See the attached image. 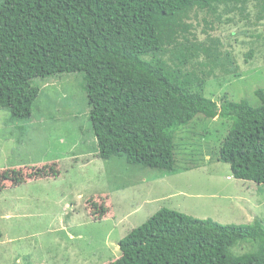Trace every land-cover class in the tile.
<instances>
[{
    "label": "trees",
    "instance_id": "obj_1",
    "mask_svg": "<svg viewBox=\"0 0 264 264\" xmlns=\"http://www.w3.org/2000/svg\"><path fill=\"white\" fill-rule=\"evenodd\" d=\"M251 1L3 0L0 109L29 120L42 92L36 81L82 74L99 159L178 173L174 135L201 115L231 122L217 161L228 164L237 180L264 184V91L255 92L257 108L191 92L216 71L239 70L218 41L197 42L191 17L204 13L218 20L243 13ZM255 9L262 20L264 1ZM189 64L203 67L200 77L181 72ZM45 169L26 175L7 170L0 187L58 175L53 166ZM90 203L91 217L102 220L108 208ZM239 243L254 249L236 256L232 249ZM118 246L121 256L109 264H264V224L220 225L163 208Z\"/></svg>",
    "mask_w": 264,
    "mask_h": 264
},
{
    "label": "rangeland",
    "instance_id": "obj_2",
    "mask_svg": "<svg viewBox=\"0 0 264 264\" xmlns=\"http://www.w3.org/2000/svg\"><path fill=\"white\" fill-rule=\"evenodd\" d=\"M261 1L218 20L204 13L191 17L197 42L218 41L219 51L234 57L239 69L238 75L216 71L192 93L217 103L226 96L260 106L255 92L264 91V18L256 19L255 6ZM170 59L164 57L174 66ZM202 69L189 64L181 72L200 77ZM35 83L42 92L29 120L0 109V138H8L0 175L44 168L49 173L52 166L58 175L0 187V264H109L121 256L119 242L163 208L220 225L251 224L252 219L264 224V184L237 180L228 164L217 161L231 122L198 115L176 131L179 170L169 175L123 159L98 158L82 74ZM91 201L108 208L102 220L91 217ZM7 212L16 219H6ZM253 249L239 243L232 253Z\"/></svg>",
    "mask_w": 264,
    "mask_h": 264
},
{
    "label": "crops",
    "instance_id": "obj_3",
    "mask_svg": "<svg viewBox=\"0 0 264 264\" xmlns=\"http://www.w3.org/2000/svg\"><path fill=\"white\" fill-rule=\"evenodd\" d=\"M8 140V138H6L5 137V139H1L0 138V154L1 153H3V148L5 147V142ZM11 149V148H10ZM18 168V167H17ZM16 217L17 216H15L14 214H12V213H6V216H5V218L6 219H9V220H11V219H16ZM252 222H254V220L252 219Z\"/></svg>",
    "mask_w": 264,
    "mask_h": 264
}]
</instances>
